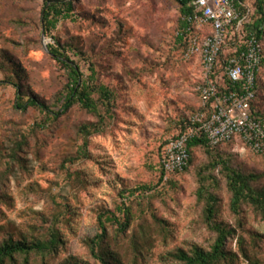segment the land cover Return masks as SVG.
I'll list each match as a JSON object with an SVG mask.
<instances>
[{"label": "rangeland", "instance_id": "1", "mask_svg": "<svg viewBox=\"0 0 264 264\" xmlns=\"http://www.w3.org/2000/svg\"><path fill=\"white\" fill-rule=\"evenodd\" d=\"M45 0H0V82L14 75L25 98L36 96L57 111L69 82L67 68L48 50L56 39L85 76L95 66L99 82L116 94L114 115L105 133L90 137L91 157L69 162L83 139L82 123L96 119L79 105L59 119L38 108L15 107L17 88L0 83V244L9 239L47 237L55 224L64 245L54 255H16L12 264H102L91 241L102 233L99 213L131 207L133 220L122 232L106 221L105 243L121 264H178L169 251L195 246L210 250L216 232L204 220L195 171L207 154L193 151L189 170L160 180L161 144L180 131L181 121L199 109L201 64L186 60L177 39L180 6L175 0H73V16L43 33ZM60 48V47H59ZM61 49V48H60ZM78 50V53L77 51ZM19 143L17 146L16 143ZM221 152L245 173L262 177L264 154L235 141ZM218 221L236 228L227 247L239 253L238 238L264 260V221L248 204L231 209V193L222 172L215 173ZM151 193L126 192L140 185ZM72 215L64 217V206ZM59 219V220H58ZM58 220V221H57ZM261 237L255 238V234Z\"/></svg>", "mask_w": 264, "mask_h": 264}, {"label": "trees", "instance_id": "2", "mask_svg": "<svg viewBox=\"0 0 264 264\" xmlns=\"http://www.w3.org/2000/svg\"><path fill=\"white\" fill-rule=\"evenodd\" d=\"M192 1L193 0H175V2L179 4L181 11L177 39L183 47V52L186 51L189 43L185 31V29L189 27V22L185 17L193 12ZM241 2L243 15H247V18L254 21V28L259 32V35H261L260 26L264 24V0H241ZM73 12V0H45L42 9L43 33L46 35L50 34L61 20L72 17ZM47 47L49 52L67 68L69 74V82L66 84L63 93V103L57 111L53 110L50 105L36 96H29L26 99L20 80L16 78V76L18 77L16 72L14 73L16 76H6L5 80L0 83L13 85L17 88L15 107L19 110L26 111L30 107H35L45 112L48 117L59 119L72 107L79 105L96 116V119L84 122L79 127L78 134L83 141L79 145L76 154L70 155L69 157V162L75 163L80 159L91 157L89 151L90 137L105 133L108 129L110 120L114 115L116 94L110 86L99 82L97 70L94 65H91V75L85 76L81 67L67 55L65 46L59 44L57 39L56 46L48 44ZM76 51L78 53V50ZM226 58L227 54L225 50H223L220 56V62L225 61ZM219 70H221V68L217 69V71ZM222 85L230 86V81L226 76H224ZM254 105L257 109L256 115L260 118H264V79L261 75L259 78V93L257 94ZM202 107L203 105L200 97V106L198 110L202 109ZM180 124L179 133L172 138L178 137L190 128L192 125L191 118L181 121ZM170 139L171 138L165 140L161 144L158 152V163L161 171L160 180L166 175H169L164 169L163 160L165 158L166 146ZM235 141L241 142L234 138L218 145H211L203 134H199L192 137L187 143L190 159L188 166L183 171L189 170V167L192 165L194 149L202 147L208 157V160L197 167L195 171L199 183L197 196L199 201H204V220L206 224L216 232V238L210 250L195 246L191 252L183 248L169 251L168 256L178 261V264H264L263 259L257 257L247 249L245 240L242 237L238 238V245L244 261L240 260L239 253L227 247L229 239L235 236L237 230L229 224L218 221L219 198L215 191L209 189V185H214L213 183L216 181L215 173L217 171L222 172V175L227 180L228 190L231 193L230 206L232 211L239 214L242 207L249 204L255 213L264 221V189H259L254 186V183L258 181L262 175L255 172L245 173L242 170L236 169L227 156L221 152L222 147ZM16 144L17 146L19 145L18 142ZM261 154H264V152ZM183 171L173 172L170 173V175L178 174ZM215 186L216 184L212 187L214 188ZM152 190L153 186L144 184L133 190L125 189V192L121 193V197L124 199L126 192H129L130 195H134L135 192L139 191L143 194H149ZM64 208V217H66L67 214L69 218V216L72 215V210L67 204ZM119 211L123 213L122 218L124 220L115 212H109L107 214L106 212H102L99 213L97 217L100 227L102 228V233L96 236L97 239L91 241V251L102 264H121L120 259L115 255V252L109 245H103V243H105L104 234L106 233V221L118 224L122 232L131 225L134 218L131 207L124 204L123 207H119ZM261 236V234H255V238ZM63 245L64 239L62 238L61 230L54 224L50 228L47 237H38L34 240H29L26 237L19 240L11 238L1 243L0 264H12L16 255H23L25 260H28L31 254L42 257L54 255ZM70 264L80 263L78 260L73 259Z\"/></svg>", "mask_w": 264, "mask_h": 264}, {"label": "built area", "instance_id": "3", "mask_svg": "<svg viewBox=\"0 0 264 264\" xmlns=\"http://www.w3.org/2000/svg\"><path fill=\"white\" fill-rule=\"evenodd\" d=\"M241 6V0L192 1L193 12L185 17L189 43L184 54L186 60L196 59L202 66L198 92L203 107L191 117L186 132L169 140L163 160L167 174L188 166L187 143L199 134L211 145L235 138L255 152H264V118L256 115L254 105L260 75L264 79V24L259 35ZM223 50L227 58L220 62ZM224 76L230 86L222 85Z\"/></svg>", "mask_w": 264, "mask_h": 264}]
</instances>
